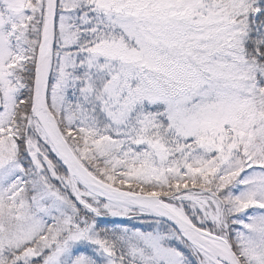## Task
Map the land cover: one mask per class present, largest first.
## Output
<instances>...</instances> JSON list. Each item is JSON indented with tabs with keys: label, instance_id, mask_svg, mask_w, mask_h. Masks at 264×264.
Listing matches in <instances>:
<instances>
[{
	"label": "snow or ice",
	"instance_id": "snow-or-ice-1",
	"mask_svg": "<svg viewBox=\"0 0 264 264\" xmlns=\"http://www.w3.org/2000/svg\"><path fill=\"white\" fill-rule=\"evenodd\" d=\"M0 264H264V0H0Z\"/></svg>",
	"mask_w": 264,
	"mask_h": 264
}]
</instances>
